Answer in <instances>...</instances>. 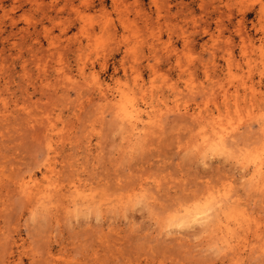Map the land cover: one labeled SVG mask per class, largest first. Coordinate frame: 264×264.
I'll list each match as a JSON object with an SVG mask.
<instances>
[{
    "label": "rangeland",
    "instance_id": "1",
    "mask_svg": "<svg viewBox=\"0 0 264 264\" xmlns=\"http://www.w3.org/2000/svg\"><path fill=\"white\" fill-rule=\"evenodd\" d=\"M261 161L264 0H0V264H264Z\"/></svg>",
    "mask_w": 264,
    "mask_h": 264
},
{
    "label": "bare ground",
    "instance_id": "2",
    "mask_svg": "<svg viewBox=\"0 0 264 264\" xmlns=\"http://www.w3.org/2000/svg\"><path fill=\"white\" fill-rule=\"evenodd\" d=\"M121 106V105H120ZM121 107H123V106H121ZM127 112V111H126ZM124 112H122V115H124L123 114ZM139 113V112H138ZM120 115H121V113H120ZM121 115V116H122ZM126 116H127V114H126ZM137 117H138V115H137ZM125 118V117H124ZM127 118V117H126ZM120 119V118H119ZM149 120L151 119V118H148ZM133 120V119H132ZM127 121H128V118H127ZM133 127V126H132ZM135 127V126H134ZM135 130V129H134ZM224 133V132H223ZM219 135L221 134V133H218ZM221 136V135H220ZM223 137V136H222ZM219 138V137H218ZM225 138H226V136H225ZM221 140V139H220ZM218 141V140H217ZM219 142V141H218ZM223 143H224V141H223ZM205 144V143H204ZM218 144H220V142L218 143ZM225 145H226V143H225ZM224 145V146H225ZM135 147V146H134ZM222 147V146H221ZM226 147V146H225ZM214 148V147H213ZM217 148V147H216ZM218 149V148H217ZM221 149V148H220ZM220 149H218V151L220 150ZM222 150V149H221ZM131 153V152H130ZM223 153V152H222ZM232 154V153H231ZM260 163V162H259ZM261 163H263L262 161H261ZM260 165H262V164H260ZM263 165H264V163H263ZM260 172L258 173V175L260 174V173H262L261 172V170L260 169H258ZM264 170V169H263ZM256 172V171H255ZM30 179V178H29ZM32 180V179H31ZM35 180V179H34ZM29 181V180H28ZM262 181V180H261ZM36 182V181H35ZM264 181H262V183H263ZM32 183V181H29L28 182V184H31ZM28 184H25L24 185V187H25V191L27 190V189H29V190H31L32 189V187H35V185L32 183V185H28ZM51 185V184H50ZM261 185V184H260ZM20 186V185H19ZM22 186V185H21ZM42 187V186H41ZM40 187V188H41ZM54 188L56 187V186H53ZM80 186H74V191H75V193H79L80 194V188H82V187H80ZM261 187H262V185H261ZM20 188V187H19ZM21 189V188H20ZM44 189H45V187H44ZM43 189V190H44ZM135 189V188H134ZM47 190V189H46ZM55 190H57V187L55 188ZM130 190H132V189H130ZM24 191V190H23ZM48 191V190H47ZM47 191H46V193H47ZM52 191V190H51ZM50 191V192H51ZM85 191V190H84ZM83 191V192H84ZM27 192H29L28 190H27ZM26 192V194H29V193H27ZM40 193H39V196H41L42 194V192L41 191H39ZM43 192H45V190L43 191ZM54 193V192H53ZM25 194V195H26ZM48 194V193H47ZM50 194V193H49ZM61 194V193H60ZM74 194V193H73ZM95 194V193H94ZM233 194V193H232ZM231 194V195H232ZM50 195H52V194H50ZM54 195V194H53ZM62 195V194H61ZM30 196V195H29ZM64 196V195H63ZM77 196V195H76ZM213 196V194L212 193H210V197H212ZM35 197V196H34ZM37 197V196H36ZM53 197V196H52ZM52 197H50V198H52ZM66 197V196H65ZM69 197H71V196H69ZM129 197V196H128ZM131 197V196H130ZM40 198V197H39ZM45 198H46V196H45ZM80 198V197H79ZM36 199V198H35ZM154 199V198H153ZM212 199V198H211ZM219 199H221V200H223V199H227V197H226V194H223L222 196H220L219 197ZM88 200V199H87ZM98 200V199H97ZM208 200V199H207ZM36 201H38V198L36 199ZM48 201V200H47ZM92 201V200H91ZM213 202H216V200H212ZM218 201V200H217ZM224 201V200H223ZM53 202V201H52ZM52 202H50V203H52ZM48 203H49V201H48ZM82 203V202H81ZM96 203H98V202H96ZM118 203V202H117ZM217 204H218V202H216ZM215 203V204H216ZM224 203V202H223ZM227 203V202H226ZM35 204H37V202L35 203ZM194 204V203H193ZM214 204V205H215ZM228 204V203H227ZM209 205V204H208ZM213 203H211V205H209V206H207L206 208H205V210H195V211H193V212H191V213H186V214H184V215H180L181 217L179 218V221H180V223H189V222H196V221H199V220H201V222L203 221L204 223H207V221L209 220V214L211 215V209H214L213 208ZM230 205V204H229ZM108 206V205H107ZM190 206V205H189ZM201 209H203V208H201ZM67 210V209H66ZM76 211V210H75ZM81 211V210H80ZM208 211L210 212L209 214H208ZM213 211V210H212ZM78 212V211H77ZM91 212V211H90ZM174 215V214H173ZM219 218V217H218ZM214 219V218H213ZM216 219V218H215ZM215 219H214V221H215ZM177 220V219H176ZM249 220V219H248ZM174 222V221H173ZM216 222V221H215ZM217 223V222H216ZM210 224V223H209ZM230 224V223H229ZM236 224H237V222H236ZM247 224V223H246ZM179 225V224H178ZM199 225V224H198ZM239 225V224H238ZM179 227H180V225H179ZM183 227V226H182ZM203 227V226H202ZM216 227V226H215ZM226 227V231H227V226H225ZM244 227V226H243ZM231 229V228H230ZM234 230V229H233ZM225 237V236H224ZM227 242V241H226ZM232 247V246H231Z\"/></svg>",
    "mask_w": 264,
    "mask_h": 264
}]
</instances>
